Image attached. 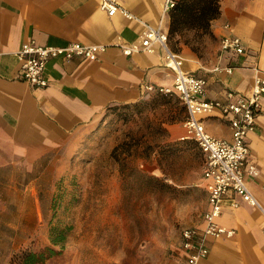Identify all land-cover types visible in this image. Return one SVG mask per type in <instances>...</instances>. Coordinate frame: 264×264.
Returning a JSON list of instances; mask_svg holds the SVG:
<instances>
[{
  "label": "crops",
  "instance_id": "obj_1",
  "mask_svg": "<svg viewBox=\"0 0 264 264\" xmlns=\"http://www.w3.org/2000/svg\"><path fill=\"white\" fill-rule=\"evenodd\" d=\"M168 1L175 0H117L132 15L127 17L119 10L108 14L100 0H0V209L7 208L17 189H26L25 180L16 187L17 175H31L40 161L77 142L107 106L135 100L148 92V83L172 85L174 71L165 65L158 44L151 51L131 54L119 47L140 46L145 23L167 32ZM219 5L210 34L198 46L180 40L174 51L183 58L184 70L206 78L205 96L224 102L227 90L249 94L255 75H264V0H220ZM225 35L239 36L245 51L222 50L219 41ZM29 40L38 45L77 41L108 47L94 60L50 58L45 67L49 84L33 88L21 77L17 54ZM227 66L233 67L231 72ZM201 118L209 133L230 138L227 116L214 111ZM180 133L175 129L176 136ZM247 141L246 181L264 207V105ZM217 222L234 233L208 237V253L196 264H264L263 215L255 206L230 191ZM203 224L202 218L195 225ZM168 264L188 263L177 248Z\"/></svg>",
  "mask_w": 264,
  "mask_h": 264
},
{
  "label": "rangeland",
  "instance_id": "obj_2",
  "mask_svg": "<svg viewBox=\"0 0 264 264\" xmlns=\"http://www.w3.org/2000/svg\"><path fill=\"white\" fill-rule=\"evenodd\" d=\"M207 35L182 38L198 46ZM184 116L176 94L148 91L106 108L77 142L17 175L26 189L0 209V264H22L23 253L46 246L55 252L36 264H168L181 229L207 206L203 158ZM51 233L65 237L53 244Z\"/></svg>",
  "mask_w": 264,
  "mask_h": 264
},
{
  "label": "built area",
  "instance_id": "obj_3",
  "mask_svg": "<svg viewBox=\"0 0 264 264\" xmlns=\"http://www.w3.org/2000/svg\"><path fill=\"white\" fill-rule=\"evenodd\" d=\"M101 8L108 14L117 10L125 16L132 17L129 11L121 7L117 0H100ZM173 5L172 1L165 4L164 10ZM158 44L164 52L165 65L174 71V80L171 86L146 84L147 91L158 90L163 93H174L178 96L186 109V118L182 124L188 136L193 138L199 147L203 158L202 181L207 192V206L203 214L204 224L186 226L181 229L180 238L172 251L177 248L182 252L188 264H196L208 253V237L231 236L234 231L217 222L223 207V200L230 191L255 206L263 215L264 207L250 191L246 181L247 160L250 153L247 135L254 129L255 118L264 105V75H255L252 91L249 94L226 91V101L210 99L206 94V78L183 69V58L170 48L168 35L160 26L144 24L140 46L120 44L125 54L133 51H151ZM222 50H231L236 53L245 51L241 38L237 35H225L220 41ZM106 44H85L77 41H68L64 45H38L33 40L24 42L17 50L20 56L21 77L33 88H43L49 84L45 75L47 61L52 57L71 59L78 56L85 59H97L107 49ZM232 66L225 70L231 72ZM218 111L227 116L231 131L230 138H221L209 133L202 115ZM183 138V136H182ZM253 170V166H248ZM233 206L237 202L232 201Z\"/></svg>",
  "mask_w": 264,
  "mask_h": 264
},
{
  "label": "trees",
  "instance_id": "obj_4",
  "mask_svg": "<svg viewBox=\"0 0 264 264\" xmlns=\"http://www.w3.org/2000/svg\"><path fill=\"white\" fill-rule=\"evenodd\" d=\"M219 1L220 0L173 1V5L168 9L169 24L167 30L168 42L174 40L171 45V49L177 51L178 47H176L175 44L180 40L183 41L185 44L189 43L190 40H188L187 38H182L186 32H193V34L198 38L204 36L205 34H210L211 20L217 17L220 12ZM153 92L160 95L166 94L158 90H155ZM117 105L119 104H112L107 106L106 108H111ZM183 107L185 110V119L187 113L184 105ZM64 237V233H60L59 235H56V237H54V233H51L50 238L53 244H57L58 242H61ZM54 252L55 249L51 246H46L45 248H43V250L39 252L32 250L27 251L23 253L21 262L22 264H36L37 262H42L47 256Z\"/></svg>",
  "mask_w": 264,
  "mask_h": 264
}]
</instances>
